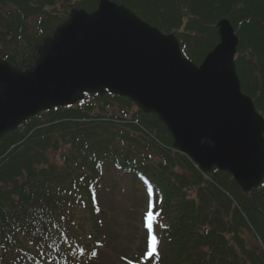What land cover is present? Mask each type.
Here are the masks:
<instances>
[{
    "label": "trees",
    "instance_id": "1",
    "mask_svg": "<svg viewBox=\"0 0 264 264\" xmlns=\"http://www.w3.org/2000/svg\"><path fill=\"white\" fill-rule=\"evenodd\" d=\"M98 1L0 0V59L28 67L43 37L72 8L92 11ZM111 1L175 34L194 63L217 41L211 27L216 18L240 26L236 71L242 91L264 114V18L258 0ZM185 17L186 33H179ZM197 18L209 28L199 30ZM244 41L248 55L241 51ZM109 168L123 178L132 174L136 184L140 175L157 191L158 247L149 264H264V179L255 191L261 213L230 174L215 168L202 173L173 149L155 115L107 92L40 112L1 137L0 264H100L109 248Z\"/></svg>",
    "mask_w": 264,
    "mask_h": 264
},
{
    "label": "water",
    "instance_id": "2",
    "mask_svg": "<svg viewBox=\"0 0 264 264\" xmlns=\"http://www.w3.org/2000/svg\"><path fill=\"white\" fill-rule=\"evenodd\" d=\"M217 26L219 43L196 65L173 34L123 5L99 0L91 12L72 9L28 68L0 60V137L41 111L106 90L157 115L174 148L203 172H229L254 198L264 176V120L240 90L238 38L227 19Z\"/></svg>",
    "mask_w": 264,
    "mask_h": 264
},
{
    "label": "rangeland",
    "instance_id": "3",
    "mask_svg": "<svg viewBox=\"0 0 264 264\" xmlns=\"http://www.w3.org/2000/svg\"><path fill=\"white\" fill-rule=\"evenodd\" d=\"M219 20V18H216L215 22H212L213 24L211 25L213 32H215L216 34L217 41L214 43L213 47L204 54L202 60L208 54V52L212 50L220 41L217 26V22ZM186 22L187 18L185 17L182 19V24L179 29V33H186ZM230 25L234 30V34L238 37L236 51L234 55V58H237V48L240 42L239 37H241V27L237 26L235 23L232 22H230ZM204 26L205 25L204 23H201L200 18H197V27L199 28V30H202ZM209 26L210 24L206 25L205 28L207 29L209 28ZM243 50H245L244 53L246 55L249 54V49H245V41L241 48V51ZM202 60L200 61V63L202 62ZM246 60L248 59L246 58ZM134 108L137 109L135 106ZM259 115L264 120V114L261 113ZM52 158L54 160H58L59 152H57L55 156L52 155ZM157 160L158 159H151L150 163L154 164ZM198 169L201 171L199 167ZM114 170L115 169L113 168H109L106 172L107 175H105L104 179L105 183L107 184L105 192L108 202L107 217H104V222L106 224L104 232L107 233L106 241L108 243L109 248L103 250L104 254L102 255L100 264H127L124 261L125 259H123V257H126V259H131L135 256L142 255L145 243L147 242V236L145 235V231L142 228L141 223V216L143 214V211L145 210L146 205L145 191L142 185L136 184L131 180L132 174H130L129 176L124 175L123 178ZM228 174L230 173L228 172ZM230 176L233 177L231 174ZM232 179L234 180V178ZM239 187L242 190L241 186ZM190 196L193 197V194L190 193ZM103 206L104 204L102 202V207ZM250 238L251 240H253L252 237ZM247 242L248 245L251 247L252 244L249 238L247 239Z\"/></svg>",
    "mask_w": 264,
    "mask_h": 264
},
{
    "label": "snow or ice",
    "instance_id": "4",
    "mask_svg": "<svg viewBox=\"0 0 264 264\" xmlns=\"http://www.w3.org/2000/svg\"><path fill=\"white\" fill-rule=\"evenodd\" d=\"M148 219H149V220L151 219V214L148 215ZM154 242H155V239H154V237H153V238H151V240H150V244H154ZM93 255H95V253H93Z\"/></svg>",
    "mask_w": 264,
    "mask_h": 264
},
{
    "label": "flooded vegetation",
    "instance_id": "5",
    "mask_svg": "<svg viewBox=\"0 0 264 264\" xmlns=\"http://www.w3.org/2000/svg\"><path fill=\"white\" fill-rule=\"evenodd\" d=\"M260 2H263L264 3V0H260ZM262 10H264V9H262ZM261 11V10H260Z\"/></svg>",
    "mask_w": 264,
    "mask_h": 264
}]
</instances>
